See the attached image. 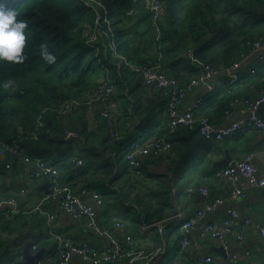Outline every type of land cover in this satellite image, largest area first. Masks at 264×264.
<instances>
[{
  "label": "trees",
  "instance_id": "1",
  "mask_svg": "<svg viewBox=\"0 0 264 264\" xmlns=\"http://www.w3.org/2000/svg\"><path fill=\"white\" fill-rule=\"evenodd\" d=\"M138 4L140 0H5L0 3L5 11L15 10L31 30L25 48L26 59L0 61V145L14 147L16 144L22 148L21 156L7 155L11 168L0 167V176L10 173L7 171L25 176L26 167L31 171L34 159L39 158L59 169L62 184H78L98 191L103 198L98 211L102 209L108 216L124 218L134 229L174 211L168 173L178 174L192 158L196 146L210 142L201 135L195 137L199 133L194 125L180 126L172 132L164 128L148 133L138 143L153 135L165 136L173 143L172 148L143 158L139 173H135L124 157L130 147L128 141L122 135L109 136L108 125L97 111L93 121L92 109L86 103L71 111L59 112L55 105L91 97L101 77L112 82L115 94L128 87L134 78L142 84L140 76L112 54L105 41L107 37L92 47L74 29L92 28L95 13L104 14L105 10L110 25L103 23L102 27L107 33L113 32L118 54L144 63L162 53L163 67L180 83H185L198 70L186 57L188 49L204 63L217 68L229 67L249 52L244 45L246 41L264 35V0H165L164 25L158 39L148 14H127ZM41 43H47L56 55L55 63L40 57ZM247 74V82L251 83L264 78V70L260 69ZM235 94L248 96L239 88ZM232 97L220 88L206 93L199 114L213 122L223 118ZM159 100L165 103L161 95ZM151 103H134L133 114L140 116L150 111ZM67 132L73 134L67 136ZM24 155L31 161L24 162ZM160 163L167 172L149 170L150 165ZM11 198L17 200L21 211L13 214L8 212L9 205H1L6 207L3 219L26 214L16 197L4 200ZM45 227L48 234L46 219ZM3 249L0 259L9 254L8 262H13V257L21 253L20 247L4 246Z\"/></svg>",
  "mask_w": 264,
  "mask_h": 264
},
{
  "label": "built area",
  "instance_id": "2",
  "mask_svg": "<svg viewBox=\"0 0 264 264\" xmlns=\"http://www.w3.org/2000/svg\"><path fill=\"white\" fill-rule=\"evenodd\" d=\"M139 13L149 15L150 26L156 34V39H158L164 25L165 0H140V4L131 8L127 14L138 15ZM103 23L110 25L105 10L104 14L95 13L92 28H75L74 31L78 32L84 38L85 43L92 47L97 45V41H104V37H107L105 41L112 54L119 57L120 62L126 65L130 71L138 74L143 85L159 91V94L165 98L164 111L166 128L169 132L180 126L197 125L198 133L204 139L216 142L245 128H255L264 134V119L259 114L260 107L264 105V90L253 97L235 94L236 89L242 86L238 69L245 62L243 59L248 54L253 56L258 64L264 66V35L255 40L246 41L244 45L249 49V52L229 67L217 68L215 65L204 63L195 58L192 51L188 49L185 52L186 57L197 65L198 70L185 83H180L176 78L165 74L161 70L159 61L136 63L118 54L114 34L110 28V33H107L102 27ZM159 58H161V53H159ZM249 71L254 73L256 69L252 67ZM111 83L110 80L101 77L94 87L93 94L88 99L84 101L72 99L55 106L58 107L59 112L64 113L85 103L90 105L92 111H97L102 120L108 125V135L117 138L120 136L115 126L118 102L114 96L116 89ZM218 88L233 95L224 111L225 124L213 123L208 116L199 114L203 100V94L200 91L209 93L217 91ZM190 95L193 96L191 100H189ZM72 134V132H67V136ZM172 144L165 136L154 137L141 144L138 142L133 143L124 156L129 169L139 173L143 158L166 153L171 150ZM21 152L22 148L16 144L14 147H8L2 143L0 145V167L3 166L9 170L11 161L7 159V155L12 153L15 154L13 156H21ZM261 153L264 156V146ZM253 159L254 153L248 152L242 158L233 159L225 167L216 171V178L226 179L231 185L226 197H215L204 202L200 208L195 210L194 215L188 219H184L181 212H175L164 216L160 220L141 224L139 226L140 233L146 237L153 235V233L164 236L168 233L169 225L172 222L180 221L178 225L180 235L178 256L170 264H187L184 251L190 242L189 228L199 221L205 213L212 212L226 203L227 207L223 219L219 223L205 221L199 227L198 232L200 237L209 236L215 239L219 246L224 249L223 257L215 258L211 254H206L201 256V262L205 264H241L242 259L250 255V250L243 247V242L245 230L252 224V219L250 216L240 213L230 202L245 198L250 187L264 186V176L258 177L256 175L257 169ZM34 160L31 171H28L26 167L27 172L24 171L25 178L31 182L39 179L48 180L50 191L46 198L57 200L63 212L82 223L83 226L96 235L105 237L107 240V244L102 249L92 247L87 242L73 243L52 229L54 213L46 212L48 235L58 243V256L55 259H39L36 264H72L74 257H78L87 264H108L119 261L122 257H127L130 263L145 259L143 264H149L154 254L160 255L163 253V245H157L150 253L136 250L135 239L131 233H126L122 241L118 240L111 228L102 227L97 220L98 209L103 204V198L98 191L78 184H62L59 169L39 158ZM23 161L30 162L31 158L24 155ZM77 163L81 164V161H77ZM24 191L25 189L21 190V192ZM187 192L189 194L198 192L204 196L209 194V190L204 186L191 185L187 188ZM46 198H43L26 213L43 212V203ZM4 204L9 205L8 212L10 213L14 214L21 211L17 200L14 198L0 200V206ZM123 225L122 221H116L114 224L115 227H123ZM257 229L263 237L264 225H259ZM232 240L237 247L242 248V252L232 248ZM33 248H36V245Z\"/></svg>",
  "mask_w": 264,
  "mask_h": 264
},
{
  "label": "crops",
  "instance_id": "3",
  "mask_svg": "<svg viewBox=\"0 0 264 264\" xmlns=\"http://www.w3.org/2000/svg\"><path fill=\"white\" fill-rule=\"evenodd\" d=\"M248 54L243 60L245 62L239 67L238 74L241 77L243 94L250 97L256 96L261 90L264 89V78L257 81V83L247 82L248 72L252 67L256 70H264V66L258 64L253 56ZM189 79V78H188ZM179 81V80H178ZM203 98L206 95L205 91H200ZM159 91L145 86L134 78L133 82L126 87L123 91L118 90L115 98L117 100L116 123L120 135L128 141V145H132L139 140H143L146 134L156 132L166 128V115L164 111V103L159 100ZM193 96L190 95L189 100ZM148 101L152 102L150 111L142 115H134L132 111L133 104L145 105ZM202 100V104H203ZM201 104V105H202ZM126 106V108H125ZM92 108L88 105V109ZM93 112V111H92ZM94 113L91 115V120H94ZM259 114L264 119V105L259 109ZM211 120V119H210ZM211 122H213L211 120ZM216 124H225L226 120L223 118L216 119ZM194 129L197 125L193 126ZM196 134L195 137H199ZM155 135L146 138L145 141L154 138ZM206 140V139H205ZM144 141V142H145ZM210 143L201 142L196 146L195 152L190 160L184 164L182 170L174 175L168 173L170 176L171 196L174 205V211L168 212L165 216L181 212L184 219L192 217L195 210L200 208L204 202L212 200L215 197H226L230 189V183L226 179H219L215 177L217 170L225 167L231 160L242 158L246 153L253 152V162L256 166L258 177L264 176V156L261 150L264 146V134L255 128H245L230 136L224 137L220 141H210ZM205 144V146L203 145ZM204 146V148H203ZM225 150L231 156V160L222 165H216V161L220 162L225 157ZM149 170L154 173L167 172L163 163L158 165H150ZM6 176H0V200L9 197H16L23 209L26 211L36 205L38 202L46 198L47 189L50 191V182L45 179L37 181H28L25 176L21 177L20 174H15L11 171ZM12 181H20V189L18 192L8 194L6 190ZM49 182L46 190L43 185ZM204 186L209 190V194L204 196L198 192L188 193L189 186ZM25 189L24 192H21ZM240 213L248 215L252 219V224L245 230V237L243 247L250 250V255L244 257L241 264H264V236L262 237L257 229L259 225H264V186L263 187H250L247 195L243 199H237L230 202ZM227 204L219 206L212 212L205 213L204 216L195 222L189 228L190 242L186 247L184 254L187 259V264H205L201 262V256L211 254L215 258L223 257L221 252L216 251L213 247L219 246L215 239L205 236H199V227L205 222L219 223L225 216V209ZM6 207H0V223L4 221L0 227V255L4 253V246L7 248H21L20 255L13 257V262H8L9 254H4L0 259L1 264H18L24 260L22 253L23 247L26 242H31L30 249L32 253L39 249L43 250V259H55L58 256L57 241L47 234L45 227L46 212L54 213V220L52 229L64 238L73 243L81 244L82 242L89 243L92 247L102 249L107 240L105 237L96 235L90 229L82 225V223L71 218L68 214L63 212L57 200L46 198L43 203V212L38 214H22L17 218L7 217L3 219ZM102 209L97 213V220L102 227H109L112 229L113 234L118 240L122 241L126 233H131L134 237V245L136 250H143L145 253H150L157 245H163V253L154 254L149 264H170V262L177 259V252L179 249V228L180 221H174L169 225L168 233L160 236L157 233L146 237L141 234L139 227L134 229L130 223L124 218L116 217L114 215L108 216ZM116 221H122L123 227H115ZM34 242V243H33ZM33 243V244H32ZM232 248L242 252V248L237 247L232 240ZM36 245V248L33 246ZM41 257V258H42ZM145 259L136 260L133 263L129 262L127 257H122L119 261L111 262V264H143ZM72 264H87L78 257L72 259Z\"/></svg>",
  "mask_w": 264,
  "mask_h": 264
},
{
  "label": "clouds",
  "instance_id": "4",
  "mask_svg": "<svg viewBox=\"0 0 264 264\" xmlns=\"http://www.w3.org/2000/svg\"><path fill=\"white\" fill-rule=\"evenodd\" d=\"M26 20L19 19L15 10L0 8V61L21 62L26 59V43L30 37ZM40 57L52 64L56 55L50 51L47 43L39 46Z\"/></svg>",
  "mask_w": 264,
  "mask_h": 264
},
{
  "label": "water",
  "instance_id": "5",
  "mask_svg": "<svg viewBox=\"0 0 264 264\" xmlns=\"http://www.w3.org/2000/svg\"><path fill=\"white\" fill-rule=\"evenodd\" d=\"M231 160V156L227 153V151L225 150V157L219 162L216 161V165H222V164H226ZM49 186V182L47 181L44 185L43 188L46 190V187ZM46 193H49V190L47 189V191H45ZM30 244L31 242H26L22 253L24 255V260L20 261L18 264H36L38 262L39 259H41L42 255H43V250L39 249L36 252L32 253L31 249H30ZM216 251L221 252L222 254H224V249L222 246H216L213 247Z\"/></svg>",
  "mask_w": 264,
  "mask_h": 264
},
{
  "label": "rangeland",
  "instance_id": "6",
  "mask_svg": "<svg viewBox=\"0 0 264 264\" xmlns=\"http://www.w3.org/2000/svg\"><path fill=\"white\" fill-rule=\"evenodd\" d=\"M5 0H0V3H3ZM162 57L163 54L161 53V58H159V54H157L155 57H151L150 59H147L146 62H150V61H159L160 62V68L161 70L168 75L166 69L163 67V61H162ZM92 111V110H90ZM90 113H94V112H90ZM20 181H12L11 184L9 185L8 189L6 190V192L8 194H12L13 192H18V190L20 189ZM156 264H158V262H156Z\"/></svg>",
  "mask_w": 264,
  "mask_h": 264
}]
</instances>
